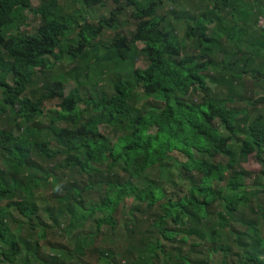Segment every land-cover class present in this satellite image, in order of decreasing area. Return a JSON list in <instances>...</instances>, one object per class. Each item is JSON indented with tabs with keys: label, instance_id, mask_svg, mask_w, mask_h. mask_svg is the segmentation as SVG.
Here are the masks:
<instances>
[{
	"label": "trees",
	"instance_id": "obj_1",
	"mask_svg": "<svg viewBox=\"0 0 264 264\" xmlns=\"http://www.w3.org/2000/svg\"><path fill=\"white\" fill-rule=\"evenodd\" d=\"M62 1L0 0V202L7 201L0 204V264H173L175 255L178 264H264V206L254 202L264 198V172L241 165L254 158L264 167V96L245 98L235 87L245 75L264 82V0L252 6L256 12L251 0H180L182 11L170 22L160 14L164 0H113L116 8L97 26L86 10L104 0H70L76 15L69 17L61 15ZM29 13L41 22L33 34L20 31ZM236 14L243 24L255 18L263 32L242 35L243 45L235 41L234 32L247 30L230 26ZM124 19L136 24L130 36L121 32ZM224 22L240 56L223 63L229 93L219 99L207 81H217L209 72L219 66L222 44L209 28L220 35ZM175 23L185 27L178 39L170 32ZM105 31L115 34L110 44L94 46ZM139 43L147 65L135 80L145 102L132 106L137 84L120 69L134 64ZM90 48L97 54L84 72L97 65L101 89L78 85L67 96L56 67ZM236 64L240 72L233 73ZM198 90L200 102L190 99ZM52 101L55 109H48ZM238 101L245 109L233 107ZM8 117L17 128L2 126ZM115 124L130 132L113 140ZM172 152L184 157L178 166L169 163ZM35 158L55 165L44 168ZM44 199L57 207H42ZM127 199L133 202L125 216ZM41 211L62 219L73 249L41 260V242L21 238L24 229L40 228L41 239L57 231Z\"/></svg>",
	"mask_w": 264,
	"mask_h": 264
},
{
	"label": "rangeland",
	"instance_id": "obj_2",
	"mask_svg": "<svg viewBox=\"0 0 264 264\" xmlns=\"http://www.w3.org/2000/svg\"><path fill=\"white\" fill-rule=\"evenodd\" d=\"M178 2H180V0H164V4L165 7L163 8V10L160 11L161 15H165L167 21H171V20H175L174 17L172 16L173 13H175V11L178 13L179 11H182L181 7L178 6ZM251 8H253L252 6H254L255 4L257 6L262 5V1L261 0H251ZM241 4V3H240ZM34 8L36 9H40L42 6V3L40 1H35L33 3ZM62 5H63V10L61 15H65L66 17H69L70 15L75 16V11L76 8L75 6L73 7L72 3L70 0H65L62 1ZM253 8V10L257 11L258 7ZM263 6V5H262ZM246 7L245 2L243 3V7ZM116 8L114 1L113 0H104L103 4L97 8L91 9V10H86V17H88V20L91 24L94 25H98L99 21L103 18H109L112 10H114ZM254 11H252L251 15H255ZM255 11V12H256ZM28 13V12H27ZM26 13V14H27ZM249 16V17H250ZM29 20L26 24V27H22L21 28V32L22 33H26V34H33L35 33L38 28L40 27V20L35 18L33 15H31L30 13L28 14ZM246 19V22L243 24L242 22V17L238 18V14L235 15L234 19L235 21H230L228 22L230 24V26L238 24L239 27L242 26L244 29H247L245 33L243 32H234L235 36L234 39H236L235 41L240 42L242 45L248 41V39H246L244 36L242 35H249L252 32H257L258 34H261L263 31H259V28L257 27V25H255V18H249ZM76 19V18H75ZM229 20V19H228ZM122 29L121 32L124 35H128L130 36L132 34V32L135 31L136 28V24L133 20L130 19H124L122 21ZM176 25V23L174 24V26ZM258 25L262 28L264 27V19L262 18L261 20H258ZM74 28H76V25L73 26ZM217 28L215 27V29H213L212 26H210L209 28V33L211 35H214L215 37H217L221 44H222V50H216L219 51L216 53L217 55V59L219 62V66H215L211 69V71L209 72V75L212 76V78H216L217 81L213 80V79H209L207 81V84L210 86V88L213 90L214 95L216 97H218L219 99H223L225 98V96L229 93V88H228V84L222 79V77L224 75L227 76V70L225 71V69L223 68V63L226 62H232L234 60H236L238 58V56H240V53L238 51H236L237 49L234 47V42L235 41H230L228 40L225 35L228 34V30L229 27L226 25V22H224L222 24V26L220 27V35H218L216 33ZM185 31V27L182 24H179L178 26L176 25V27H174L173 30H170V32H172V35L178 39L181 35H183ZM233 34V35H234ZM222 35V36H221ZM115 34L111 31H105L100 38L94 42V46L97 45H104L107 46L110 44L111 40L114 38ZM138 52L136 53V57H135V62L134 64H130L127 63L125 65H123L121 67V71L123 72V77L126 81H130L132 83V85H136V74L135 71L136 70H143L146 68L147 62L144 59L142 53H140V50L143 49L144 44L143 43H139L138 45ZM245 48H243L244 50ZM95 54H97V50L95 48H90L87 53L85 54L84 57H81L80 59H72V57H70L69 55H67L64 60L62 62H60L57 65V70H56V74H58V77L60 80L64 81L65 83V90H66V94L67 96H70L72 94H74L77 90L78 85L80 87H82L81 89H87L91 91L99 90L101 89V85L99 83V80H101V77L97 74V71L99 70L97 65L96 67L93 66L92 68H88L89 73L84 72L86 69V67L89 64H92V62L95 61L94 57ZM101 54H104V50L101 49ZM175 60H178V58H174ZM239 64H236L234 66V68L231 70L233 73H238L240 72V69L238 67ZM255 68V67H253ZM116 72L117 69L115 66H112V77L109 78V80L113 79V82L117 80L116 76ZM246 80L244 81H240L237 80L235 83V87L238 91V93H241L245 96V98L248 97H259V96H264V82L260 83V82H253V79L250 78V75H245ZM229 78V74L227 76ZM135 93H136V97L134 98L133 101H131V105L135 106V103H139V104H143L145 102V97L143 96V91L142 88L140 86V84H137L135 86ZM203 97V93L198 90V91H194V93L192 94V96L190 97V99H193L197 102H200L202 100ZM0 98H1V93H0ZM55 103H57L56 101H52V102H48L47 103V107L48 109H55ZM231 106V104L229 105ZM246 103L243 101H238L236 102V104L233 105V107L235 108H244L245 109ZM87 107L86 104H82L81 108L83 110H85ZM259 113H261L262 115H264V104L260 105V110ZM138 114V111H137ZM9 129L12 128H17V122L15 120V117H8V119H6L3 122V125ZM217 126H219V122H217ZM17 130V129H16ZM110 130L114 133V135L112 136L113 140L116 139L117 136H122L125 133H129V130H126L123 128V126H121L120 124H115V125H111L110 126ZM107 131V130H105ZM151 132H154V130L152 129ZM243 138H245V136H242ZM235 152L239 153L240 151V147L239 146H234ZM35 156V155H34ZM65 156H61L60 160L62 161L64 159ZM171 157L172 160L169 161L170 164H174L178 166V163L183 162L184 161V157L182 155H178V152H172L171 153ZM217 160H222L223 163L227 162V159L223 156V155H219L217 158ZM241 159V158H240ZM36 161L39 162V164L41 166H45L46 168H52L55 164H48V163H44L41 162L40 159L35 158ZM241 165L243 166L244 169H248L252 172H254L256 175L264 172V167H262V165L258 164L255 161L254 158H250L249 162H246L245 160L241 159ZM1 164H3V166L8 169V171H11L12 169H10V165H6V163L2 160ZM44 167V168H45ZM157 171L153 172V175L156 174ZM179 175L178 170H174L171 175H173L174 177L176 175ZM256 177V176H255ZM199 178V177H197ZM177 179V178H175ZM50 191L54 190L52 187L47 188ZM95 196L93 197V199L96 201L98 200V193L97 191H93L92 192ZM49 194V193H48ZM97 196V197H96ZM132 200L131 199H127V207L122 213H125V216L127 215L126 211H129V208L132 205ZM254 202L257 203H261L264 206V198H260L257 197L254 199ZM7 203V201L5 202H0L1 205H5ZM48 204H50L51 207L56 208L57 206L52 204L50 202V200H45L40 202V205L42 207L47 206ZM250 214V211H249ZM18 217L19 215L16 214ZM251 215V214H250ZM143 216V214L139 213V218H141ZM128 217V216H127ZM41 218L44 220V222L46 224H48L51 228L56 227L57 231H59L60 233H58L57 231L54 230H49L48 231V238L46 239H41L39 237V233L38 231L40 230V228H37L36 230H31V229H24L23 233L20 235L21 238H24L26 240L29 241H40L41 242V255L40 258L41 260H45L48 258L49 255L53 254V250H59L60 248H62L63 246H70L72 249L74 248V246H76L74 239L71 236H68L67 233H62L64 232V226H62V219H60V217L58 215H56V218H58V222L49 214H46L44 211H41ZM16 225H14L15 227ZM143 226L145 227V224H143ZM263 231H264V225H263ZM54 229V228H53ZM236 251V250H235ZM193 258V257H192ZM236 257L232 256L231 260L235 259ZM86 260H83V262H87V264H92L91 260L89 258H85ZM195 259V258H194ZM216 262H218L219 260H221V256H216L215 257ZM173 264H178V260L176 258V255L174 256V260L172 261ZM31 264H42V263H38V262H33Z\"/></svg>",
	"mask_w": 264,
	"mask_h": 264
}]
</instances>
